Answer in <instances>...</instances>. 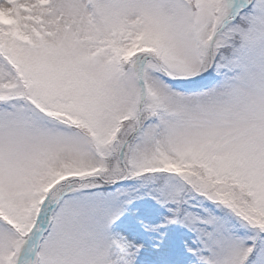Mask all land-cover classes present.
Masks as SVG:
<instances>
[{"label": "snow or ice", "instance_id": "6c2138e0", "mask_svg": "<svg viewBox=\"0 0 264 264\" xmlns=\"http://www.w3.org/2000/svg\"><path fill=\"white\" fill-rule=\"evenodd\" d=\"M0 264H264V0H0Z\"/></svg>", "mask_w": 264, "mask_h": 264}]
</instances>
